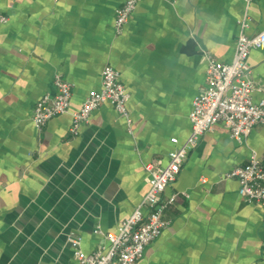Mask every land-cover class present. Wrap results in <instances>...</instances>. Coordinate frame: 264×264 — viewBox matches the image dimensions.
<instances>
[{"label": "crops", "instance_id": "0c3cea01", "mask_svg": "<svg viewBox=\"0 0 264 264\" xmlns=\"http://www.w3.org/2000/svg\"><path fill=\"white\" fill-rule=\"evenodd\" d=\"M124 0H0V264H77L106 245L148 190L146 165L167 163L187 138L193 98L206 87V54L229 62L248 17L249 35L264 29V0H139L120 34ZM264 95V48L247 58ZM110 65L129 93L131 122L109 102L77 132L70 112L101 85ZM70 86L69 113L34 126L35 103ZM177 138V143L171 141ZM256 154L264 166V124L241 140L216 123L192 146L175 179L160 235L135 264H264V204L238 193L224 174Z\"/></svg>", "mask_w": 264, "mask_h": 264}, {"label": "built area", "instance_id": "2783aa9c", "mask_svg": "<svg viewBox=\"0 0 264 264\" xmlns=\"http://www.w3.org/2000/svg\"><path fill=\"white\" fill-rule=\"evenodd\" d=\"M139 0H124L115 9L113 29L120 34ZM249 3L250 0H244ZM8 17L0 11V24ZM238 34L233 56L229 62L219 61L206 54V87L192 100L189 119L190 133L187 138L168 153L167 163L154 167L146 165L148 190L132 213L123 219L115 230L105 234L106 245L85 253L79 246V237H71L70 244L77 264H135L144 248L158 237L166 225L162 218L164 208L175 200L174 194L161 199L165 187L175 179L188 150L216 123H221L235 140L243 139L258 124H264V95L255 100L258 85L251 77L247 58L252 49L264 48V29L245 32L248 17L238 19ZM55 93L43 95L34 106L32 120L37 130L51 117L69 113L71 89L67 81L57 74L54 77ZM129 93L119 79L118 70L105 65L101 71L99 89L89 91L80 108L70 112L71 131L77 132L80 123L103 102L111 103L128 124L131 122L127 106ZM177 143V138H172ZM225 177H234L238 193L249 202L264 204V166L256 154L251 153L248 162L232 167Z\"/></svg>", "mask_w": 264, "mask_h": 264}]
</instances>
